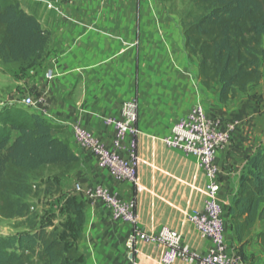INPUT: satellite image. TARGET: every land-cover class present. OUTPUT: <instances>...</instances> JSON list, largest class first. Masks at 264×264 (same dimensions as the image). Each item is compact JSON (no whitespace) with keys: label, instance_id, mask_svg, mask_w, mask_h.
<instances>
[{"label":"crops","instance_id":"1","mask_svg":"<svg viewBox=\"0 0 264 264\" xmlns=\"http://www.w3.org/2000/svg\"><path fill=\"white\" fill-rule=\"evenodd\" d=\"M16 1L52 35L50 52L43 65L50 76L47 85L54 97L48 107L49 116L44 117L66 127L62 139L86 163L82 165L88 169V179L82 187L104 186L123 201L135 195L138 222L143 231H157L155 224L160 223L156 222L155 210L163 207L160 204L169 203L174 208V204L186 202L190 205L188 213H193L200 211L207 199V181L197 162L165 148L160 138L167 136L175 121L188 114L198 102L211 117L223 122L238 121L229 146L218 152L216 163L220 185L218 202L227 224L226 244L230 252L239 249L241 245L229 225L228 209L247 157L264 148V116L255 121L253 107L256 98L259 110L264 108V98L260 97L264 74L258 89L238 94L234 102L222 106L216 94L207 93L199 86L195 67H190L182 54L180 26L174 31L173 18L162 15L159 2ZM157 3L161 11L158 16L155 15ZM132 100L139 106L137 188L116 182L106 171L98 169L95 160L71 138V127L79 124L109 147L113 130L105 120L118 117L121 104ZM142 208L145 213L152 212L153 226ZM86 214L80 241L85 264H161L163 249L153 244H138L130 258L125 248L130 227L113 221L101 205L88 208ZM176 224L171 229L181 235L191 250L203 253L209 249V241L189 223ZM261 232L264 234V221L253 230L252 246Z\"/></svg>","mask_w":264,"mask_h":264},{"label":"trees","instance_id":"2","mask_svg":"<svg viewBox=\"0 0 264 264\" xmlns=\"http://www.w3.org/2000/svg\"><path fill=\"white\" fill-rule=\"evenodd\" d=\"M160 2L178 13L185 59L195 67L199 86L216 94L220 105L260 83L264 0ZM177 4L184 7L178 11ZM51 41V33L16 0H0L1 67L40 68ZM63 133L36 111L4 107L0 112V218L17 223L14 232L0 235V264H85L83 196L73 192L63 198L64 220L57 224L31 202L40 194L59 195L61 181L83 164ZM228 219L239 249L251 245L254 228L264 221V148L247 157ZM256 238L264 239L263 232Z\"/></svg>","mask_w":264,"mask_h":264},{"label":"built area","instance_id":"3","mask_svg":"<svg viewBox=\"0 0 264 264\" xmlns=\"http://www.w3.org/2000/svg\"><path fill=\"white\" fill-rule=\"evenodd\" d=\"M25 107L32 108L34 104L27 100ZM32 111L38 112L36 109ZM138 111L137 101L123 102L118 117L105 120L106 125L113 130L109 147L79 124L71 127L73 141L95 160L98 169L106 171L114 181L127 183L133 188L138 186ZM237 128V120L223 122L211 117L197 103L188 114L175 121L167 136L161 138L165 148L193 158L207 181V199L202 209L187 216L191 227L209 241L210 247L206 252L191 250L181 235L169 227H161L155 233L143 231L138 222L135 195L123 201L104 186L84 188L79 183L73 185V192L82 195L89 208L101 205L113 221L130 227L125 240L130 258L138 244L144 243L162 247L161 264H244L235 251L230 252L228 249L227 224L223 208L218 202L220 185L217 154L229 146Z\"/></svg>","mask_w":264,"mask_h":264},{"label":"rangeland","instance_id":"4","mask_svg":"<svg viewBox=\"0 0 264 264\" xmlns=\"http://www.w3.org/2000/svg\"><path fill=\"white\" fill-rule=\"evenodd\" d=\"M155 2L160 3L163 12L162 15L164 17L173 18L174 22L172 21V23L174 24L172 27H174L175 28L174 31H176V28H179L178 13L169 12L168 5L163 4L162 2H160V0H155ZM160 5L157 3L155 8V15L157 16L159 15L158 13L161 12L159 9ZM183 7L184 5L177 4L178 11H180ZM263 47H264V42H263ZM49 52L50 51H48V53ZM182 52H183L182 54H184V56L183 55L182 56L185 59L184 49ZM186 63L189 64V66L191 65L190 62L188 61ZM262 72L264 74V70ZM49 78L50 76L46 74L44 65L40 66V68L38 66L32 68H28L24 66H15V67L0 66V112L4 107H12L16 110H20L27 114H30V111L36 109L42 117L49 116L48 107L50 104L51 97H54V95H51L52 91L49 87V84L47 85ZM259 85L260 83L257 86L251 88V91L258 89ZM261 91L262 94H260V97L264 98L263 95L264 88L261 89ZM27 100H30L34 104V107H32L34 109L25 107ZM254 100L256 105L253 106L254 109L256 110L255 111L256 116L254 117V119L256 121L262 116H264V108L260 111L257 104L258 101L256 100V98H254ZM198 103L202 105L201 102ZM65 129L66 127L64 128V130ZM71 138L73 140V137ZM82 162H84L83 159ZM86 169L87 168H85L84 165H82L79 169H77L72 174H70L66 179L62 180L61 193L59 195L40 194L38 198L31 199V202H34L38 206L39 212L42 214V217H45L47 216L48 213H51L50 219L53 221V224H57L64 220V216L60 211V207L63 206L62 200L63 198L73 193L72 186L75 183H79L82 186L86 183V179H88L86 174ZM160 205H162L163 207L162 208L160 207L159 209L155 210L156 222L160 223V224H155L157 230L160 229L161 227L174 228L175 225H172L174 223H177L176 225H179V223H181V225L188 223L187 216L190 214L188 213L189 211L188 208L190 205L186 204V202L185 203L183 202L178 206L174 204L173 206L174 208L170 207L169 203L167 204L162 203ZM88 208L89 207L86 205L85 213L86 211H88ZM169 209H172L173 211L170 212ZM142 211L144 212L143 208ZM148 211L149 210H146V213L144 212L146 214V218L148 222H150V225L151 224L154 225L155 219L152 216V212L149 213ZM16 224L17 223L15 222L5 221L0 218V235L5 236L7 234L14 232ZM226 231H227V226H226ZM235 254L238 255V257L242 260L244 264H264V239L257 238L253 246L251 245L250 248L248 249L245 248L237 249L235 250Z\"/></svg>","mask_w":264,"mask_h":264}]
</instances>
